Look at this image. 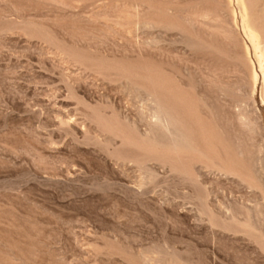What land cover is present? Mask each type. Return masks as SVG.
I'll return each instance as SVG.
<instances>
[{
  "label": "rangeland",
  "instance_id": "rangeland-1",
  "mask_svg": "<svg viewBox=\"0 0 264 264\" xmlns=\"http://www.w3.org/2000/svg\"><path fill=\"white\" fill-rule=\"evenodd\" d=\"M0 264H264V0H0Z\"/></svg>",
  "mask_w": 264,
  "mask_h": 264
},
{
  "label": "bare ground",
  "instance_id": "bare-ground-1",
  "mask_svg": "<svg viewBox=\"0 0 264 264\" xmlns=\"http://www.w3.org/2000/svg\"><path fill=\"white\" fill-rule=\"evenodd\" d=\"M252 38V37H251ZM251 42H253L252 40H251ZM262 67V66H261ZM162 124V123H161ZM164 127H166V124L164 123V125H163Z\"/></svg>",
  "mask_w": 264,
  "mask_h": 264
}]
</instances>
